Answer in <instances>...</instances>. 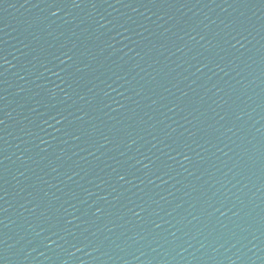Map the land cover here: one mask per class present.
Wrapping results in <instances>:
<instances>
[{
	"label": "water",
	"instance_id": "1",
	"mask_svg": "<svg viewBox=\"0 0 264 264\" xmlns=\"http://www.w3.org/2000/svg\"><path fill=\"white\" fill-rule=\"evenodd\" d=\"M0 264H264V0H0Z\"/></svg>",
	"mask_w": 264,
	"mask_h": 264
}]
</instances>
